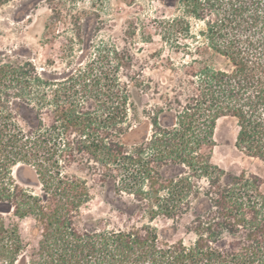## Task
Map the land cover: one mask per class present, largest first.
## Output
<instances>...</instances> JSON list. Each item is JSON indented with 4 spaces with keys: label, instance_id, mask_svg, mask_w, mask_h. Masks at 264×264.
Wrapping results in <instances>:
<instances>
[{
    "label": "trees",
    "instance_id": "16d2710c",
    "mask_svg": "<svg viewBox=\"0 0 264 264\" xmlns=\"http://www.w3.org/2000/svg\"><path fill=\"white\" fill-rule=\"evenodd\" d=\"M175 1L184 15L159 35L190 59L157 66L158 81L113 38L77 34L64 73L30 50L0 52V234L11 212L36 240L26 249L14 225L11 264H264L262 180L213 161L217 122L232 117L236 147L264 165V0ZM190 18L203 22L195 33ZM95 186L122 224L84 218Z\"/></svg>",
    "mask_w": 264,
    "mask_h": 264
},
{
    "label": "rangeland",
    "instance_id": "374dc122",
    "mask_svg": "<svg viewBox=\"0 0 264 264\" xmlns=\"http://www.w3.org/2000/svg\"><path fill=\"white\" fill-rule=\"evenodd\" d=\"M179 15L184 14L175 0H12L0 7V52L30 50L39 69L45 66L49 71L64 73L78 63L82 44L77 34L82 33L87 42L93 38L94 45L113 38L120 49L126 48L133 56L136 72L143 69L146 76L158 81L164 79L161 73L168 71L165 67L156 69L157 66L170 62L181 64L190 59L184 48H174L159 35L160 21ZM54 20L56 23L50 29L49 24ZM190 20L194 33L203 26V22L194 18ZM126 30L134 35L127 36ZM181 41L191 42L190 39ZM95 51L92 49L90 53ZM217 63L220 66L225 64L222 59ZM237 129L232 117L218 120L213 161L228 172H245L260 177L264 192V165L236 147ZM14 172L21 185L37 188L20 180L21 173L31 174L29 167H15ZM92 194L93 200L83 210L84 218L106 216L113 220L112 225L122 224L123 219L118 217L114 206L104 201V188L95 186ZM2 217L4 231L0 234V264H11L7 248L14 225H18L26 249L31 250L36 240L29 232L30 218L20 219L11 212H3ZM168 224L170 221L163 219L154 222L159 228ZM184 232L185 228L180 227L173 239L185 236Z\"/></svg>",
    "mask_w": 264,
    "mask_h": 264
},
{
    "label": "water",
    "instance_id": "95a60500",
    "mask_svg": "<svg viewBox=\"0 0 264 264\" xmlns=\"http://www.w3.org/2000/svg\"><path fill=\"white\" fill-rule=\"evenodd\" d=\"M24 170H26V169H24ZM30 173L31 174L28 173L29 174L28 176L26 174H24V173H21L20 180L22 182H24L25 184H27V185H31V186L35 185V186H37V178H36L35 174L33 173L32 170H31Z\"/></svg>",
    "mask_w": 264,
    "mask_h": 264
}]
</instances>
